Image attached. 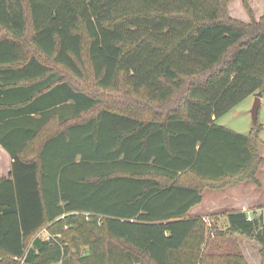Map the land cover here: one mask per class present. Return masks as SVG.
Returning <instances> with one entry per match:
<instances>
[{"label":"trees","instance_id":"trees-1","mask_svg":"<svg viewBox=\"0 0 264 264\" xmlns=\"http://www.w3.org/2000/svg\"><path fill=\"white\" fill-rule=\"evenodd\" d=\"M228 4L0 0V145L12 159L0 264H248L225 244L236 234L264 264L256 213L229 212L216 253H186L204 241L190 212L205 187L261 185L258 125L244 135L215 123L264 94V15L231 19ZM87 64L99 89L128 86L130 112L60 73L82 80ZM187 173L199 183L180 182Z\"/></svg>","mask_w":264,"mask_h":264},{"label":"rangeland","instance_id":"rangeland-1","mask_svg":"<svg viewBox=\"0 0 264 264\" xmlns=\"http://www.w3.org/2000/svg\"><path fill=\"white\" fill-rule=\"evenodd\" d=\"M246 5L248 7H246ZM247 8L250 9L254 18L259 21L264 15V0H229L228 17L245 23H250L251 17ZM60 73L68 81L79 85V87L83 91L99 97L104 103L103 106L122 113L130 112L127 106V100H131L133 96L132 93L129 92V88L124 82L121 84L120 90L99 89L93 78V73L89 64L86 65L85 69L86 78L82 80H76V78H74L71 73L65 71L64 69H61ZM260 99L261 105L259 109L257 125L260 128L259 138L260 141H262L263 146L264 94ZM256 100L257 95L255 94L247 97L238 105H236L233 109H231L228 113L219 117L216 121V124L224 126L234 132L249 135L255 127L252 119L251 110ZM113 103H115V105ZM141 112L143 113L142 109ZM96 113L97 110L94 111L92 114ZM136 116H139L137 112ZM51 133H53V130L49 128L47 135H50ZM261 176V179L263 180L264 175L262 174ZM179 181L187 184L199 183V180H197L191 173L182 175ZM260 184L262 187V181L260 182ZM251 185L253 187L257 186L255 184ZM240 189L242 190L238 191V188L234 186H229L223 190H213L209 187L204 188L203 205L194 210L193 214H190L193 217H199L202 219V222L204 224V230H202L201 236L204 237V241L202 244L199 245L197 243L198 239L196 237L190 240V243L186 249V253L191 261H195L197 255H199L200 257L204 254L206 255L208 253L213 252L216 253V249L214 248L217 243H214L213 241H220V239L218 238L219 232H225L226 225L224 223L226 222L227 214L229 212L238 211V199L240 197H246L248 195L251 196V194H253L251 193L253 192L252 190L249 191L244 188ZM256 214L259 215L258 213ZM112 241L115 242L114 240ZM225 244H227V247L232 252L239 251L244 256L248 264H262V258L259 253V244L252 238L236 234L231 238V240L229 239V243L225 242ZM205 247L206 251L204 252ZM85 251L86 249H84L83 252Z\"/></svg>","mask_w":264,"mask_h":264},{"label":"crops","instance_id":"crops-1","mask_svg":"<svg viewBox=\"0 0 264 264\" xmlns=\"http://www.w3.org/2000/svg\"><path fill=\"white\" fill-rule=\"evenodd\" d=\"M217 119L215 120L216 123ZM40 146V145H39ZM38 146V147H39ZM264 146V145H263ZM263 146L261 145V155L264 159V152H263ZM12 171V159L9 155V153L0 145V180L3 178L9 179L11 178L10 174ZM264 175V162L259 170V173L257 175L258 180L261 182L262 181V187L260 185H257L254 182H245V183H240L237 185H231L234 187L238 188V191H241L242 189L240 188H244L246 190H252L253 194H251V196H242L238 199V211L241 212H247L248 214L251 213H258L259 215H264V178L263 180L261 179V175ZM251 184H255L257 185L256 187H253ZM204 201V199H203ZM203 205V202L194 207L190 214H193L194 210H196L197 208L201 207ZM225 225H227V219L226 222L224 223ZM259 246V253L261 250V246ZM261 256V254H260Z\"/></svg>","mask_w":264,"mask_h":264},{"label":"water","instance_id":"water-1","mask_svg":"<svg viewBox=\"0 0 264 264\" xmlns=\"http://www.w3.org/2000/svg\"><path fill=\"white\" fill-rule=\"evenodd\" d=\"M260 105H261V99L259 97H257V100H256V102H255V104L251 110L254 125L258 124Z\"/></svg>","mask_w":264,"mask_h":264},{"label":"built area","instance_id":"built-area-1","mask_svg":"<svg viewBox=\"0 0 264 264\" xmlns=\"http://www.w3.org/2000/svg\"><path fill=\"white\" fill-rule=\"evenodd\" d=\"M253 213H254V212H253ZM253 213L249 214V216H248V219H249V220H252V219H253ZM40 236H41V237H44V238H46V239H50L48 233L45 232V231L41 232V233H40Z\"/></svg>","mask_w":264,"mask_h":264}]
</instances>
